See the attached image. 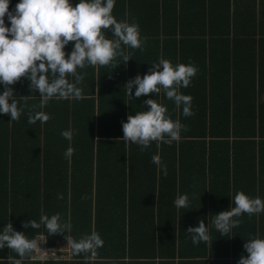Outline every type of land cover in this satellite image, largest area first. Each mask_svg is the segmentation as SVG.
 I'll return each mask as SVG.
<instances>
[{
	"label": "trees",
	"instance_id": "16d2710c",
	"mask_svg": "<svg viewBox=\"0 0 264 264\" xmlns=\"http://www.w3.org/2000/svg\"><path fill=\"white\" fill-rule=\"evenodd\" d=\"M17 2L10 0L9 9ZM184 2L117 0L112 10L118 21L137 23L141 37L152 42L146 51L150 62L162 57L197 67L190 88L180 89L192 97L193 115L183 116L163 90L156 94L171 118L185 126L171 143L153 141L141 150L137 144L117 141L123 137L122 122L141 110L126 106L128 67L119 56L109 65L84 68L89 78L84 75L79 100L52 98L41 105L28 92L26 78L10 85L24 111L12 121L8 114H0V228L10 222L29 238L43 232L53 246L69 236L79 239L98 232L104 244L97 249L94 263L150 257L169 264L219 262V246L226 244V234L221 236L211 221L230 207L239 191L223 181L222 171L228 170L230 176L238 166L249 167L247 172L258 168L261 186L247 195L264 200V12L252 15L251 29L231 30V22L238 23L246 15L220 17L222 8L230 9L231 0H209L211 9H218L209 15V30L204 24L194 29L193 12ZM105 31L112 38L111 31ZM202 39L204 59L199 54ZM122 48L126 53L128 47ZM56 104L61 105L56 108ZM35 112L49 119L28 123ZM64 130L73 131L71 140L61 135ZM69 146L75 151L66 158ZM156 153L167 166V175L152 163ZM58 193L63 199H57ZM183 193L190 203L179 208L178 231L175 221L168 222L163 215L157 221L152 208L168 198L173 203ZM57 212L68 225L64 233L49 236L43 225L23 227L28 219L39 222L42 214ZM261 219L264 225V212ZM199 220L209 226L210 239L193 245L186 230ZM9 256L19 258L11 249L0 250L4 263H10ZM74 256L72 262L81 264H90L92 258Z\"/></svg>",
	"mask_w": 264,
	"mask_h": 264
},
{
	"label": "clouds",
	"instance_id": "9594fccd",
	"mask_svg": "<svg viewBox=\"0 0 264 264\" xmlns=\"http://www.w3.org/2000/svg\"><path fill=\"white\" fill-rule=\"evenodd\" d=\"M115 2L77 0L73 5L71 0H18L10 10V0H0V85L3 86L0 89V114H8L12 121L18 120L24 111V105L18 103L14 89L10 87L22 77L29 81L31 90L40 93L41 105L52 98L79 100L82 97L80 85L85 74L78 69L106 66L118 56L127 63L130 57L125 54L122 45L142 49L146 38L141 37L139 25L126 20L118 21L112 14ZM105 30L111 31L112 38L106 36ZM69 42H73V45L71 51L66 52ZM150 65L143 76L138 74L127 81L124 86L127 95L134 99L159 94L163 90L164 96L181 109L183 116L193 115L192 97L180 89L190 85L197 67L191 62L173 64L164 58ZM145 106H148L147 110ZM48 119V115L35 112L29 115L28 123ZM184 129L179 119L171 118L167 105L150 98L143 101L140 111L129 114L126 122H122L123 137L117 141L134 143L144 150L153 141L171 143ZM61 135L71 140L73 131L64 130ZM74 151L69 146L65 157L70 158ZM151 161L167 175V166L162 163L159 153L152 155ZM57 199H63V194L58 193ZM173 203L177 208L188 207L189 195L178 194ZM261 212H264V200L237 191L230 207L216 213L210 226L223 236L241 223L243 214L251 216ZM41 225L49 236L64 233L68 228L59 212L50 216L42 214L39 222L28 219L23 227L39 229ZM186 232L190 234L193 245L210 239L209 226L203 220H199L196 226H190ZM41 242L35 237L29 238L23 231L15 230L10 222L0 228V250L11 249L19 257L9 256L10 264H22L25 258L43 259L45 255H55L54 252L42 250L39 247ZM67 244L73 255L86 254L94 258L104 241L98 232L92 231L79 239H68ZM243 249L244 254L237 264H264V236L258 234L250 237L243 244Z\"/></svg>",
	"mask_w": 264,
	"mask_h": 264
},
{
	"label": "crops",
	"instance_id": "0c3cea01",
	"mask_svg": "<svg viewBox=\"0 0 264 264\" xmlns=\"http://www.w3.org/2000/svg\"><path fill=\"white\" fill-rule=\"evenodd\" d=\"M117 1V0H116ZM71 3L75 5L77 3V0H71ZM185 7L190 9L193 12V17H192V25L194 29H198L199 26L203 28V24L208 28H210V22H209V15L210 13H217L218 9H211V5L209 0H185ZM140 5L135 6V8H139ZM216 8V7H214ZM116 11V10H115ZM114 12V11H112ZM220 17H222L225 14H242L246 15L245 18H239L238 23L231 22L230 29L233 30L234 28L239 30V29H251L253 26V19L252 15H258L259 13L264 12V2H261V0H231V6L230 9H224L222 8L220 10ZM204 17L206 20H204ZM200 20V21H199ZM198 24V25H196ZM221 24H223V21H221ZM201 44V49L199 51L200 56L204 59L205 56V43L204 40L202 39L199 41ZM152 44L151 41H146V43L143 45L142 49L137 48V49H131L127 48L126 53L129 55L130 59L127 61V81L129 79L134 78L136 75H141L145 74L149 68L151 67V63L154 61H151V57H148L146 55L147 51V46H150ZM163 41L161 42V46H163ZM172 43H170V50H172ZM232 44V43H231ZM73 42H69L67 47L65 48L66 52H70L72 48ZM209 45V44H208ZM177 46V43L175 44ZM69 47V48H68ZM176 49V48H175ZM256 51H258V47H256ZM152 56V55H149ZM162 58V57H160ZM159 58V59H160ZM158 62V61H157ZM176 63H179L178 61ZM174 63V64H176ZM188 64V63H185ZM86 68V67H85ZM84 69H78L79 72L83 73ZM89 75H85L86 80L88 81ZM71 79V77L69 78ZM90 84H92V81L90 80ZM29 81L26 80V86L28 92L32 93L34 96L33 97H38L40 99V93L37 90H31L29 88ZM192 83L187 88H190ZM134 93V90H133ZM150 98H156V93L148 94V95H142L141 97H127L126 101V106H132L134 105L135 107L141 109V104L143 101L150 99ZM61 104H56V108H58ZM36 123V122H35ZM247 166H238L237 169H231L230 171V176L228 173V170H224L223 172V181L229 182L231 185V189H236L238 188L239 191H243L247 194V191H252L254 188H259L261 186V177L259 176V170L258 168L255 171L247 172ZM241 173H244L243 175H240ZM222 185L224 183H221ZM159 194V193H158ZM259 196V195H257ZM257 196H252L251 197H257ZM155 217L158 220H160V217L163 215L168 218V222L170 221L171 223L175 221V226L176 229L179 231V216L181 212L179 211V208L174 206L172 202H170V199L168 198L165 202L162 204H159L158 202L156 203V206L152 208ZM262 212L253 214L251 216H248L247 214H243L240 219L241 223L231 229L229 233L226 234L225 240L226 244H222L219 246V262L217 264H237V261L239 257L244 254V249H243V244L246 242L247 239H249L252 236L260 235L261 233L264 232V225L260 224L262 219ZM167 233V231H166ZM168 236V233L166 234ZM263 236V235H261ZM72 239L71 236H69L66 240L60 241L58 244L61 246H67V240ZM160 258H145L144 261H137V262H132V261H109V262H100V263H94V258H91L89 261L90 264H169V263H161L159 262ZM31 261H36V262H31ZM39 260H36L34 258L30 259L28 258V261H22V264H81V263H76L72 262L75 261V256L69 260L66 261V263H62L61 260L58 262H50V263H40L37 262ZM154 261V262H153ZM43 262V261H41ZM0 264H8L7 262L4 263V260H0ZM10 264V263H9ZM186 264H200V263H186Z\"/></svg>",
	"mask_w": 264,
	"mask_h": 264
},
{
	"label": "built area",
	"instance_id": "2783aa9c",
	"mask_svg": "<svg viewBox=\"0 0 264 264\" xmlns=\"http://www.w3.org/2000/svg\"><path fill=\"white\" fill-rule=\"evenodd\" d=\"M35 238H37L38 240L42 241L39 244V247L44 250L45 252L48 253H55V255H45V257L43 259H39V258H35L37 260H41V261H48V260H55V261H59V260H69L73 257V254L71 252V248L70 245L67 246H53L50 245L48 242V237L45 233L41 232L38 233Z\"/></svg>",
	"mask_w": 264,
	"mask_h": 264
}]
</instances>
